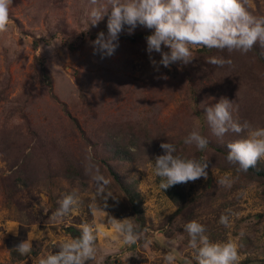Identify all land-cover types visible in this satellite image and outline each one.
<instances>
[{
	"label": "rangeland",
	"instance_id": "374dc122",
	"mask_svg": "<svg viewBox=\"0 0 264 264\" xmlns=\"http://www.w3.org/2000/svg\"><path fill=\"white\" fill-rule=\"evenodd\" d=\"M250 4L254 16H264V0H250ZM92 7L90 0L12 2L10 30L0 36V264H8L10 247L24 240L42 242L43 249L37 257L17 264H38L42 257L58 251L61 242L79 237L85 224L97 235L96 259L87 264H165L166 253L174 254L175 264L197 263L194 250L189 243L183 245L181 235L173 239L168 232L156 231L174 210L152 168L155 157L165 154L160 144L167 142L174 143L184 158L207 160L211 185L200 178L185 187L190 198L217 196L211 205L213 213L207 211L198 218L217 227L216 242L233 240L240 247L245 245L240 242L243 237L255 233L258 249L239 251L240 261L247 254L264 259V185L236 174V167L219 153L207 150L199 156L194 145L183 143L201 126L209 142L223 144L240 138L230 132L219 139L207 124L206 107L221 97L238 106L234 119L264 127V66L251 52L218 50L208 56L193 51L195 58L188 65H159L157 71L146 51V39L135 38L152 34L142 26L132 34L125 26L115 53L101 58L94 54L92 42L99 32L107 34L108 17L92 26ZM70 44L74 51L66 47ZM256 46L264 51L259 43ZM212 56L232 63L215 67L206 62ZM35 57L45 62L54 98L40 81ZM152 57L157 62L161 59L155 52ZM115 146L136 154L121 165V175L137 181L150 229L135 244L125 243L111 222L118 220L115 209L123 214L126 210L122 193L101 161ZM70 161L79 169L80 179L65 174ZM93 164L111 181L108 191L112 196L107 200L103 199L107 193L96 196L89 171ZM50 174L58 182L47 195L41 190V176ZM223 176L232 178L231 187L217 183ZM73 191L80 197L78 209L67 217L54 218L58 202ZM221 215L229 217V227L219 222ZM71 228L78 230V236L70 233Z\"/></svg>",
	"mask_w": 264,
	"mask_h": 264
},
{
	"label": "clouds",
	"instance_id": "9594fccd",
	"mask_svg": "<svg viewBox=\"0 0 264 264\" xmlns=\"http://www.w3.org/2000/svg\"><path fill=\"white\" fill-rule=\"evenodd\" d=\"M13 0H0V36L10 30ZM94 7L89 12V24L96 26L107 15V34L99 32L92 42L94 54L101 58L112 56L119 46V36L127 26L132 34L138 26L152 30L146 36V51L153 67L158 71L159 65L165 68L175 63L188 65L195 58L193 49L207 48L221 52L227 50L247 54L259 43L264 47V16H254L250 11V0H90ZM110 10V14H109ZM88 24V27H89ZM88 27L84 30L87 31ZM168 49L165 51L164 49ZM159 53L157 62L152 53ZM206 62L215 67L230 65L232 61L224 57L212 56ZM161 78L167 79V76ZM238 106L233 101L221 97L217 103L206 107L207 124L214 136L223 139L228 133L240 138L228 142L226 160L236 167L237 172L247 173L264 161V127L253 126L250 122L240 123L233 113ZM185 145H194L204 151L209 140L197 129L192 130L183 140ZM165 154L155 157L152 163L153 173L160 179L159 188L164 192L178 184L195 182L200 178L207 180V160L184 158L177 154L174 143H161ZM92 179L96 184V196L107 193L103 199L112 196L108 191L111 181L99 170L98 165H91ZM217 183L231 187L230 176L218 178ZM59 207L53 214L61 219L76 211L80 197L76 191L63 196ZM117 234L127 244H135L141 238L140 226L131 218L111 219ZM225 227L230 226L229 217L221 215L220 221ZM184 231L189 237V247L194 250L197 264H239V245L233 240L214 242L206 234V227L196 220L187 222ZM243 235V233H241ZM95 229L85 224L79 237L63 241L58 251L39 259L38 264H87L96 259ZM21 256L32 251V244L26 240L16 247ZM165 264H175V256L166 253Z\"/></svg>",
	"mask_w": 264,
	"mask_h": 264
},
{
	"label": "trees",
	"instance_id": "16d2710c",
	"mask_svg": "<svg viewBox=\"0 0 264 264\" xmlns=\"http://www.w3.org/2000/svg\"><path fill=\"white\" fill-rule=\"evenodd\" d=\"M145 34H137L136 37L146 38ZM130 39H134V36H131ZM37 45V42H34V46ZM70 51H74L76 48L71 44L66 46ZM196 53L200 55H212L216 51V49H193ZM256 59L264 66V51L258 48L256 45L250 51ZM34 63L37 66L39 72V78L42 84L47 87V90L50 95L54 98L53 94V81L51 75L49 74L45 62L42 58L35 57ZM196 115L199 120L203 122V118L201 113L195 110ZM200 132L202 134L203 128L201 126ZM203 135V134H202ZM212 150L220 155H222L225 159L229 149L227 148V143H216L209 142L208 147L204 151L197 150V154L202 156L205 151ZM136 154H130L126 148L122 146H115L114 150L111 151L108 155H105L102 158V165L106 168L105 171L108 176L111 178L113 184L118 186L119 191L122 193L123 198L126 203V210H124V214L121 210L115 209L117 212L118 220H122V216L118 214L121 212L122 215H126L127 218H131L134 223L140 226V230L142 233L149 231V227L147 226V220L145 217V208H144V199L142 194L139 192L137 187V181L131 179H127L121 174V165L124 162H131ZM127 156V157H126ZM236 174H243L246 178H252L258 180L264 185V164L260 161L255 168H250L247 173L234 171ZM65 174L71 179H80L81 174L77 166L73 162H68L65 168ZM41 176V190H45L47 195H50L51 188L57 186V177L54 174H50L48 176ZM157 180L160 179L157 177ZM40 184V183H39ZM211 185V180H207V186ZM11 189V187H9ZM164 196L172 203L174 206L173 212H171L165 219L160 228L156 231H164L166 233H170L171 237L175 239L178 235H181V239L183 241V245H187L189 243V237L187 232L184 231V225L192 220H196L199 223L203 224L206 227V234L209 236L210 240L216 242L219 238L220 232L217 227L214 228V224L211 221L200 222L198 220L199 217H203L208 214L210 211L213 213V207L211 206L214 201H217V196H212L210 198H206L204 195H196L193 198L189 197L188 192L186 191L185 184H178L173 187H170L165 192L162 190ZM216 229V230H215ZM70 233L74 236L76 234L78 236V230L71 228ZM251 237V238H250ZM248 237H243L240 242H245L244 246L239 247V251L241 253H249L258 249L259 246L256 245L255 242H258V237L254 234ZM246 244L250 245L251 248H248ZM43 249L42 242L33 241L32 242V251L27 256H21L15 247H10L9 249V262L8 264H17L23 262L29 258L37 257ZM195 263V261L193 262ZM239 264H264V259L259 258H250L247 254L246 258L239 262Z\"/></svg>",
	"mask_w": 264,
	"mask_h": 264
}]
</instances>
